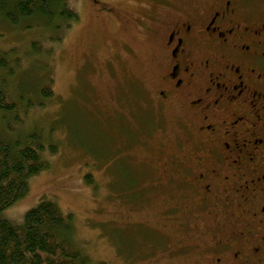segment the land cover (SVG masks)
<instances>
[{"label":"rangeland","instance_id":"obj_1","mask_svg":"<svg viewBox=\"0 0 264 264\" xmlns=\"http://www.w3.org/2000/svg\"><path fill=\"white\" fill-rule=\"evenodd\" d=\"M69 2L78 20L63 32L0 25V62L5 58L11 72L5 82L33 100L46 85L54 93L53 101L31 110L24 130L38 128L57 145L54 153L44 151L48 169L30 179L26 197L1 217L20 228L27 210L52 199L72 215L76 245L91 264H192L172 255L178 235L166 220L161 189L150 182L140 122L146 116L139 94L151 90L158 71L154 35L141 25L151 3L108 0L107 16L92 0ZM45 48L41 66L36 53ZM11 125L12 134L19 130Z\"/></svg>","mask_w":264,"mask_h":264},{"label":"flooded vegetation","instance_id":"obj_2","mask_svg":"<svg viewBox=\"0 0 264 264\" xmlns=\"http://www.w3.org/2000/svg\"><path fill=\"white\" fill-rule=\"evenodd\" d=\"M149 1L158 71L140 122L172 255L264 264V0Z\"/></svg>","mask_w":264,"mask_h":264},{"label":"trees","instance_id":"obj_3","mask_svg":"<svg viewBox=\"0 0 264 264\" xmlns=\"http://www.w3.org/2000/svg\"><path fill=\"white\" fill-rule=\"evenodd\" d=\"M77 20L78 14L69 0H0V25L11 28L29 23L63 32ZM39 55L36 53V59L42 61L41 66L45 65L46 48ZM3 59L0 62V264H91L76 245L72 215L64 214L56 201L41 199L24 213L20 228L1 217L4 210L26 197L30 179L48 169L44 151L51 154L57 150V145L40 129L24 130L31 110L42 108L54 99L53 91L48 85L38 88L33 94L37 100L28 92H17L10 80L5 82L11 72ZM15 123L20 124L19 130L12 134L11 124Z\"/></svg>","mask_w":264,"mask_h":264}]
</instances>
